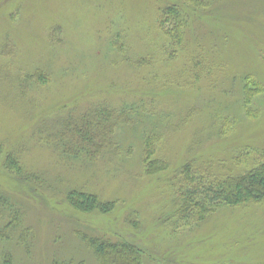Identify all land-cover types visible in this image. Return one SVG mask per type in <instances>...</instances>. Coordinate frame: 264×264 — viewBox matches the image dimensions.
Wrapping results in <instances>:
<instances>
[{"label": "rangeland", "instance_id": "1", "mask_svg": "<svg viewBox=\"0 0 264 264\" xmlns=\"http://www.w3.org/2000/svg\"><path fill=\"white\" fill-rule=\"evenodd\" d=\"M203 2L0 0V193L19 221L0 219V250L14 264H97L84 234L136 245L142 264H264V201L174 217L180 189L204 199L264 157V0ZM171 5L183 33L161 22ZM103 108L123 117L102 156L64 153V126ZM146 134L168 164L150 176ZM75 189L114 207L75 209Z\"/></svg>", "mask_w": 264, "mask_h": 264}, {"label": "trees", "instance_id": "2", "mask_svg": "<svg viewBox=\"0 0 264 264\" xmlns=\"http://www.w3.org/2000/svg\"><path fill=\"white\" fill-rule=\"evenodd\" d=\"M196 5L192 6L194 10L207 5L203 0H191ZM176 17V18H175ZM175 18L176 30L182 32V22L179 9L176 6H167L161 13V22L165 23L169 19ZM181 35V34H180ZM250 94L251 91L247 90ZM248 95V94H247ZM249 97V95H248ZM126 112V111H125ZM123 117L122 113L116 110L102 109L85 115L82 126H64L67 143L63 144L64 153L76 154L83 158L94 161L102 156V153L111 145L112 134L116 129L118 121ZM122 120V119H121ZM74 125V124H73ZM159 140V137H158ZM145 147L142 154L143 171L145 175H154L168 168L165 161L152 160V154L156 149V138L153 135H145ZM264 155V154H263ZM9 158H13L10 157ZM190 164L182 165V174L184 179H189L191 171ZM15 173L21 171L20 167L11 165ZM244 169L240 173L234 172L226 175L222 179H216L204 189L207 191L204 199H197L198 188L193 189L195 192L180 189L182 202L180 205L175 204L176 215H180L182 220L193 219L195 221L204 220L209 214L213 213L219 206L236 207L249 203H260L264 201V157L257 164L247 171ZM193 181V180H192ZM68 202L81 211H98L109 212L113 209L114 203L101 201L95 194L87 193L81 190H71L67 194ZM215 202V204H212ZM75 205V206H74ZM12 204L6 196L0 193V219L5 213L11 212L10 223H19L16 213L12 209ZM28 230H25V235ZM22 235V234H21ZM25 238V237H24ZM86 247L92 252L97 264H142L143 255L139 247L122 240H113L103 235H85L81 236ZM22 239V238H21ZM19 238V240H21ZM25 242V240H24ZM24 242L20 243L23 244ZM26 244V242H25ZM23 246V245H22ZM0 264H14L11 252L0 250ZM54 264H68L54 262ZM81 264V262L79 263Z\"/></svg>", "mask_w": 264, "mask_h": 264}]
</instances>
